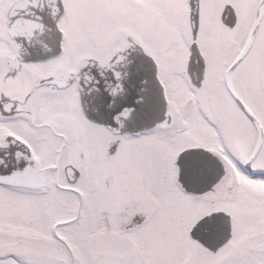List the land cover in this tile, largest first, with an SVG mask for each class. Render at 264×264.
Returning a JSON list of instances; mask_svg holds the SVG:
<instances>
[{"label":"snow or ice","instance_id":"obj_1","mask_svg":"<svg viewBox=\"0 0 264 264\" xmlns=\"http://www.w3.org/2000/svg\"><path fill=\"white\" fill-rule=\"evenodd\" d=\"M0 264H264V0H0Z\"/></svg>","mask_w":264,"mask_h":264}]
</instances>
